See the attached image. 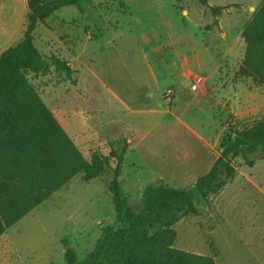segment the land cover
<instances>
[{"label":"rangeland","instance_id":"rangeland-1","mask_svg":"<svg viewBox=\"0 0 264 264\" xmlns=\"http://www.w3.org/2000/svg\"><path fill=\"white\" fill-rule=\"evenodd\" d=\"M263 1L91 0L86 13L65 6L35 31L49 65L30 79L86 159L124 153L121 190L138 209L150 186L193 187L228 133L264 121V83L240 74L243 32ZM28 24V0H0V56ZM255 159L175 226V248L217 264H264V159ZM116 166L110 158L101 176L77 175L10 227L0 264H67L65 242L81 260L105 228L124 226L108 187Z\"/></svg>","mask_w":264,"mask_h":264},{"label":"trees","instance_id":"trees-1","mask_svg":"<svg viewBox=\"0 0 264 264\" xmlns=\"http://www.w3.org/2000/svg\"><path fill=\"white\" fill-rule=\"evenodd\" d=\"M91 0H28L29 24L23 40L0 56V237L79 174L90 181L117 159L109 191L124 226L105 228L95 248L78 260L68 242L67 264H217L211 256L175 248V226L207 207L211 194L235 179L242 162L252 167L255 155L264 159V121L234 128L210 171L191 188L150 186L138 209L124 198L119 176L124 153L84 157L42 99L30 75L46 73L49 62L35 44V31L55 11L77 6L87 12ZM86 4V5H85ZM221 8H214L220 14ZM247 45L240 74L264 83V1L246 25ZM57 69L72 73L58 57Z\"/></svg>","mask_w":264,"mask_h":264},{"label":"built area","instance_id":"built-area-1","mask_svg":"<svg viewBox=\"0 0 264 264\" xmlns=\"http://www.w3.org/2000/svg\"><path fill=\"white\" fill-rule=\"evenodd\" d=\"M171 94H172V90H169V91H168V95H171Z\"/></svg>","mask_w":264,"mask_h":264}]
</instances>
